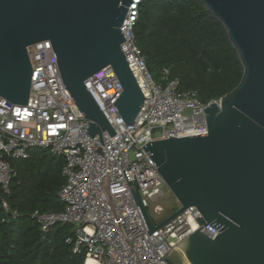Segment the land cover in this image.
Here are the masks:
<instances>
[{"label": "water", "instance_id": "obj_1", "mask_svg": "<svg viewBox=\"0 0 264 264\" xmlns=\"http://www.w3.org/2000/svg\"><path fill=\"white\" fill-rule=\"evenodd\" d=\"M222 22L244 74L229 93L203 109L208 131L149 141L143 147L179 201L156 225L132 188L149 234L195 206L201 226L177 246L190 264H264V0H201ZM133 0H0V95L27 105L33 68L28 47L51 40L58 67L88 134L115 129L85 85L111 67L123 86L114 102L131 125L144 93L122 51V26ZM103 146L96 150L103 153ZM211 224L212 237L202 230Z\"/></svg>", "mask_w": 264, "mask_h": 264}, {"label": "built area", "instance_id": "obj_2", "mask_svg": "<svg viewBox=\"0 0 264 264\" xmlns=\"http://www.w3.org/2000/svg\"><path fill=\"white\" fill-rule=\"evenodd\" d=\"M143 0H133L122 26V51L134 73L145 102L131 125L126 124L114 102L123 86L111 67L85 80L116 134H88L84 117L62 79L51 40L28 47L32 85L27 105L15 104L0 95V187L10 192L14 174L11 160L28 159L34 148L62 156L65 183L59 190L65 208L59 212L33 213L47 232L56 224L73 226L67 242L78 254L85 250V264H174L177 246L200 228L195 206L149 234L131 187L136 189L149 215L158 225L173 214L165 210L171 189L158 166L143 147L149 141L170 136H193L208 131L203 109L219 99L203 102L194 89L180 88L169 71L159 82L151 74L135 38L134 28ZM103 146L104 156L96 150ZM167 189V190H166ZM162 202V203H161ZM3 207L10 210L4 201ZM197 224L194 228L193 224ZM202 230L215 237L211 224Z\"/></svg>", "mask_w": 264, "mask_h": 264}, {"label": "trees", "instance_id": "obj_3", "mask_svg": "<svg viewBox=\"0 0 264 264\" xmlns=\"http://www.w3.org/2000/svg\"><path fill=\"white\" fill-rule=\"evenodd\" d=\"M134 32L153 77L162 78L167 69L182 90H196L203 102L231 92L243 77L225 26L201 0H143ZM64 163L44 148H34L28 159L11 160L10 192L0 187V264H85V250L75 254L67 242L72 225L56 224L45 232L33 217L36 210L65 208L59 196Z\"/></svg>", "mask_w": 264, "mask_h": 264}, {"label": "rangeland", "instance_id": "obj_4", "mask_svg": "<svg viewBox=\"0 0 264 264\" xmlns=\"http://www.w3.org/2000/svg\"><path fill=\"white\" fill-rule=\"evenodd\" d=\"M156 80H158L159 82H164V80L161 78V76L159 79L156 78ZM166 199L167 200L165 202L163 201V203L165 204V210L167 212H170L171 208L178 207L180 204L172 192L167 193ZM171 260L174 262V264H186L187 263V259L185 258L184 254L181 250H178L175 253H173L171 256Z\"/></svg>", "mask_w": 264, "mask_h": 264}, {"label": "bare ground", "instance_id": "obj_5", "mask_svg": "<svg viewBox=\"0 0 264 264\" xmlns=\"http://www.w3.org/2000/svg\"><path fill=\"white\" fill-rule=\"evenodd\" d=\"M193 226H194V228H196L197 224L194 223ZM186 264H190V263L187 261Z\"/></svg>", "mask_w": 264, "mask_h": 264}]
</instances>
